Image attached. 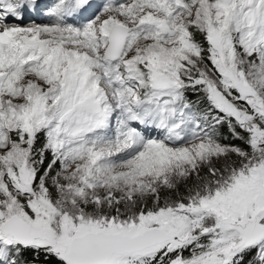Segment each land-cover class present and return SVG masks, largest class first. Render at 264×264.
<instances>
[{
    "label": "snow or ice",
    "instance_id": "obj_1",
    "mask_svg": "<svg viewBox=\"0 0 264 264\" xmlns=\"http://www.w3.org/2000/svg\"><path fill=\"white\" fill-rule=\"evenodd\" d=\"M0 264H264V0H0Z\"/></svg>",
    "mask_w": 264,
    "mask_h": 264
}]
</instances>
